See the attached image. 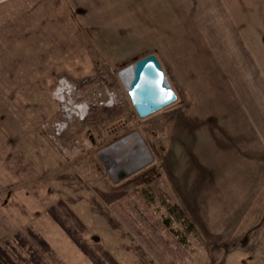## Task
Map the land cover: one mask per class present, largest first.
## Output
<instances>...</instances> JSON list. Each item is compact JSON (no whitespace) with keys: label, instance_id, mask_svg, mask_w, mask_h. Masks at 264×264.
Wrapping results in <instances>:
<instances>
[{"label":"rangeland","instance_id":"rangeland-1","mask_svg":"<svg viewBox=\"0 0 264 264\" xmlns=\"http://www.w3.org/2000/svg\"><path fill=\"white\" fill-rule=\"evenodd\" d=\"M174 2L0 0V264H264V210L238 241L196 209L264 204V0ZM151 54L177 100L142 118L121 73Z\"/></svg>","mask_w":264,"mask_h":264},{"label":"crops","instance_id":"crops-1","mask_svg":"<svg viewBox=\"0 0 264 264\" xmlns=\"http://www.w3.org/2000/svg\"><path fill=\"white\" fill-rule=\"evenodd\" d=\"M113 1L122 2V3H124V2H135L137 4L154 3L155 5L157 3V4H159L157 13H158V16L161 17V15H159V13L162 9V5L166 4V6L169 8L168 9L169 12L171 13V12L175 11V10H172L171 3H173V1L176 2L177 0H113ZM180 1L182 3H186L188 1L192 2L193 0H180ZM198 1L201 3V2H204L205 0H198ZM190 4H189V27H192L193 24H194V26H202L201 22L199 20H197V21L195 20L194 13H193V6ZM155 10H156V8L153 7L149 11L154 12ZM223 10H224L223 13L225 14L226 13L225 8ZM153 15H155V14H153ZM170 15H172V14H170ZM175 16L176 15H174L172 18H174ZM140 17L143 18L144 16L143 15L137 16V18H140ZM194 20H195V23H194ZM257 190H258L257 188H254L255 193L254 192L253 193L256 194ZM250 195H251V193L248 190H246V193H245V191H242L241 193H239V196H238V199H237V202L235 203V205L233 207L227 208V209H229V211H227V213H225L222 216V220L218 219L217 221H216V216L212 219L209 218L210 217L209 213H210V211H213V210H210V207L208 206V204L202 203V202L199 203V206H197L196 209L201 211L202 216L204 217V219H202L203 221L201 223H199V225L202 227V234L205 235L206 237L210 238L209 240L217 239V237L225 240L227 237L231 236V234H232L233 237L235 236L233 238V240L237 237L236 240L240 241L241 238H240V234L238 233V229L244 225L245 220H250V218L246 219L248 216V213L252 210H255V211H261L262 215H263L264 204H262V206L260 204H259V206H256L254 204L255 199L253 197H250ZM230 210L232 212H230ZM213 213H215V211H213ZM200 217H201V215H200ZM199 219H201V218H199ZM206 221L212 223V224H210L211 229L207 228V225L209 223H207ZM262 222H263V219H261V218H258L255 222H253V221L250 222L249 226L253 227L254 228L253 232H255V235L251 236L252 239H251L250 244H249L250 250H253L255 248V240H257V238H256L257 234L256 233H257V230L260 228ZM215 228H217V232L215 231L216 230ZM222 228H224V229H222ZM236 234H237V236H236ZM206 237H205V239H206ZM123 249L125 251H130L129 247H125ZM133 250L136 254H137V252L141 251V253L139 255L140 257L142 254L146 257V255H149V253H150L144 244H140L138 246H135V249H133ZM140 257H137V259H139ZM146 259H147V261H150L149 257H146Z\"/></svg>","mask_w":264,"mask_h":264},{"label":"water","instance_id":"water-1","mask_svg":"<svg viewBox=\"0 0 264 264\" xmlns=\"http://www.w3.org/2000/svg\"><path fill=\"white\" fill-rule=\"evenodd\" d=\"M125 70L130 72L125 82L127 92L140 117H147L177 100L155 55H148Z\"/></svg>","mask_w":264,"mask_h":264},{"label":"bare ground","instance_id":"bare-ground-1","mask_svg":"<svg viewBox=\"0 0 264 264\" xmlns=\"http://www.w3.org/2000/svg\"><path fill=\"white\" fill-rule=\"evenodd\" d=\"M122 78L124 79V81L126 82L129 79L130 76V72L129 70H124L122 73ZM131 136L121 140L120 142L116 143L115 145L111 146L110 149L107 150L106 154L110 153L111 151H117V150H121L123 148H125L126 146H128V144H131ZM137 142L138 144H140V151H139V156L137 155L136 157H133L131 159V165L130 166H126V168H129V170L141 167L143 165H146L148 162H150L151 160V154L149 152V150L142 144V139L140 137L137 136ZM128 153V152H127ZM136 152H134V150L130 151V153L127 155L126 158H129L130 155H135ZM110 161V160H109ZM122 158L113 160L111 162H109V167L111 169L112 172L114 171V166L120 162H122Z\"/></svg>","mask_w":264,"mask_h":264},{"label":"trees","instance_id":"trees-1","mask_svg":"<svg viewBox=\"0 0 264 264\" xmlns=\"http://www.w3.org/2000/svg\"><path fill=\"white\" fill-rule=\"evenodd\" d=\"M176 210H178L177 208L176 209H174L173 210V212H175ZM161 222V221H160ZM166 222V223H165ZM162 224H160V225H164V224H167V223H170L169 222V220H167V221H163V222H161ZM158 224H159V222H158ZM190 228H191V230H193V224L190 222ZM161 257H163L164 258V256L163 255H161V254H159ZM168 264H175L174 262H172V261H170V262H168Z\"/></svg>","mask_w":264,"mask_h":264}]
</instances>
